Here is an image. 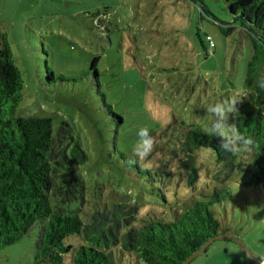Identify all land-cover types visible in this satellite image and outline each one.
Returning <instances> with one entry per match:
<instances>
[{"label":"rangeland","instance_id":"rangeland-1","mask_svg":"<svg viewBox=\"0 0 264 264\" xmlns=\"http://www.w3.org/2000/svg\"><path fill=\"white\" fill-rule=\"evenodd\" d=\"M0 33L24 84L18 117L51 118L55 128L66 121L91 158L83 172L86 203H70L85 222L88 203L137 206V228L145 221H171L176 211L205 200L202 193L219 187L211 174L216 164L210 150L197 152L200 180L194 187L177 175L168 180L139 174L130 164L109 159L106 151L115 142L128 158L138 159L133 151L137 133L147 127L159 141L161 159L165 134L174 123L205 129L212 119L207 105L236 93L254 102L246 84L253 44L239 24H232L225 0H0ZM96 57L99 88L123 117L116 136L103 134L93 81L82 78ZM49 72L55 82H48ZM158 157L140 165L150 168L162 162ZM236 181L240 177L230 183L227 200L211 210L220 235L238 238L264 261V183L257 191ZM153 186L166 200L151 192ZM37 240L35 227L0 249V264H31ZM66 244L80 246L84 240L71 236ZM191 264L256 263L235 242L218 240Z\"/></svg>","mask_w":264,"mask_h":264},{"label":"trees","instance_id":"trees-1","mask_svg":"<svg viewBox=\"0 0 264 264\" xmlns=\"http://www.w3.org/2000/svg\"><path fill=\"white\" fill-rule=\"evenodd\" d=\"M225 4L232 24H239L253 44L246 84L253 89L255 99L238 102L239 112L232 116L231 123H237L242 133L253 137L257 147L251 153L221 152L219 138L209 137L200 125H171L165 134L164 152L161 159L158 157L162 162L150 168L140 163L132 166L139 174L150 177L171 180L177 175L185 179L188 187H194L200 180L197 152L206 149L215 156L211 174L219 187L213 193H202L205 200L176 211L171 221H145L142 228L135 225L138 208L132 204L108 207L104 203H88L87 222L72 209L71 202L79 201L82 206L86 203L83 172L91 158L66 121L55 128L51 118L18 117L24 84L0 33V249L15 244L37 227L38 240L31 264H62L65 258L70 259V264H121L124 260L136 264H184L208 240L220 235V224L211 207L222 205L231 195L230 183L240 177L235 185L261 191L264 89L259 82L264 81V0H225ZM96 61L98 57L82 78L90 77L93 81L102 112L103 134L109 131L116 136L123 117L108 104L99 88ZM47 80L56 81L53 73L47 74ZM106 152L109 159L129 164L130 158L115 142L110 143ZM151 192L166 200L156 186ZM71 236L82 238L84 244L67 245Z\"/></svg>","mask_w":264,"mask_h":264},{"label":"clouds","instance_id":"clouds-1","mask_svg":"<svg viewBox=\"0 0 264 264\" xmlns=\"http://www.w3.org/2000/svg\"><path fill=\"white\" fill-rule=\"evenodd\" d=\"M259 87L264 89V81L259 82ZM240 96V93H236L206 107V111L211 114L212 119L210 125L204 129L205 133L209 137L219 138L221 152H229L234 155L245 152L251 153L257 147L254 138L242 133L237 123H229L230 115H236L239 112L237 104L242 101ZM137 135L139 140L133 151L138 159H130L128 161L130 165L142 164L147 159H155L159 156V153L156 152L159 141L147 127L141 128Z\"/></svg>","mask_w":264,"mask_h":264},{"label":"water","instance_id":"water-1","mask_svg":"<svg viewBox=\"0 0 264 264\" xmlns=\"http://www.w3.org/2000/svg\"><path fill=\"white\" fill-rule=\"evenodd\" d=\"M218 240H230L235 242L240 248L241 250H243V252H245V254L256 264H262V261L260 258H258L256 255H254L246 246L245 244H243V242H241L238 238L233 237V236H224V235H217L213 238H211L210 240H208L205 245L199 249L197 252H195L193 255H191L184 264H191L196 258H198L199 256L205 254L208 250V248L215 242Z\"/></svg>","mask_w":264,"mask_h":264},{"label":"built area","instance_id":"built-area-1","mask_svg":"<svg viewBox=\"0 0 264 264\" xmlns=\"http://www.w3.org/2000/svg\"><path fill=\"white\" fill-rule=\"evenodd\" d=\"M212 46H213V44H212Z\"/></svg>","mask_w":264,"mask_h":264}]
</instances>
